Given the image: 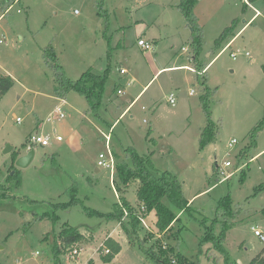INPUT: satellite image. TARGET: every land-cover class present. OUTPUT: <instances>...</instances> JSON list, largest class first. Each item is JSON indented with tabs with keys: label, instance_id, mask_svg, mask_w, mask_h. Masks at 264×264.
I'll list each match as a JSON object with an SVG mask.
<instances>
[{
	"label": "rangeland",
	"instance_id": "1",
	"mask_svg": "<svg viewBox=\"0 0 264 264\" xmlns=\"http://www.w3.org/2000/svg\"><path fill=\"white\" fill-rule=\"evenodd\" d=\"M97 1L18 0L6 13L0 3V75L15 79L0 96V183L13 193L0 203V264H159L129 241L118 219L86 211L109 213L123 199L140 207L137 182L116 187V166L133 161L129 147L150 156L151 170L175 174L190 201L179 211L165 200L179 219L164 232L155 211L142 216L141 234L154 235L146 247L159 239L186 264H250L264 248L253 230L264 232V188L258 189L264 184V121L250 144L264 120V0H198L194 13L204 32L200 66L192 59L191 28L177 7L181 0H103V13ZM235 18L236 32L244 28L224 49L230 40L220 46L216 40ZM141 35L151 49L138 45ZM47 46L71 80L88 70L107 75L98 112L76 90L56 95L44 58ZM237 49L242 52L232 57ZM176 58L188 67L155 75ZM198 70L212 92L208 106L216 125L215 139L204 147L200 136L207 115ZM171 93L175 105L167 99ZM59 104L65 116L47 120ZM37 132L62 139L33 144ZM232 139L237 142L230 146ZM8 145L12 149L5 152ZM29 147L35 148L31 164L16 166ZM227 159L232 166H224ZM99 160L113 161V168ZM73 197L72 205H62ZM68 228L86 231L83 249L70 261L66 250L54 252ZM109 231L122 249L104 262L97 248Z\"/></svg>",
	"mask_w": 264,
	"mask_h": 264
},
{
	"label": "trees",
	"instance_id": "2",
	"mask_svg": "<svg viewBox=\"0 0 264 264\" xmlns=\"http://www.w3.org/2000/svg\"><path fill=\"white\" fill-rule=\"evenodd\" d=\"M18 0H0L3 13H6L8 9ZM251 3L255 0H249ZM198 0H181L178 4V8L182 12L186 24L191 28L192 44L194 54L192 59L200 66L201 62H198V55L201 51L204 42L203 27L199 23L197 16L194 13V8ZM97 5L99 13H103V0H98ZM240 19H233L232 23L225 27L217 38V45H221L224 42H228L237 35V28ZM44 58L49 67L52 68L53 75L56 81L55 92L58 97L64 98V96L70 90H76L85 95L89 110L96 111L99 109L102 103L104 85L106 82L105 76L94 73L92 70H88L82 74L77 80H71L67 77L63 66L59 63L58 57L50 46L44 49ZM206 68V66H204ZM203 71V70H202ZM197 71L200 79V85L203 91L202 102L207 115V124L201 131L200 145L204 147L208 142L215 139L216 129L215 123L212 120L210 114V108L208 106L209 95L212 94L210 88L207 86V82L204 78V72ZM15 79L9 74L0 75V96L5 94L14 84ZM262 120L254 128L250 135V144L256 143V137L259 129L263 124ZM127 155L132 158V164L122 161L116 166V176L118 182L116 187L118 190L127 188L131 182H137V196L140 201V207L135 208L126 201L122 200V204L116 206V208L109 212L103 213L97 210H90L86 208L87 213L90 216L105 217L107 219H118L119 224L125 230L129 241L131 243H138L139 247L144 249L150 257L156 259L159 264H186L183 261V256L178 253L175 254V248L172 245L163 244L160 240H156L151 246L146 247L148 243V236L154 237L152 233L141 234L142 216H146L151 211H155L157 215L156 225L161 232L171 229L172 224L179 219V213L173 211L166 203L165 200L172 202L179 211L189 207V200L185 198L182 190V183L179 178L169 171L156 172L149 168L150 156L140 155L134 147H129ZM246 150L243 155H246ZM264 184L258 189L262 190ZM13 196L11 186L8 184L0 183V203L3 199H8ZM75 196V194H74ZM76 199L73 197L69 202L62 203V205H72ZM227 201L222 200L221 206H226ZM145 207L142 209V207ZM144 210V211H143ZM67 229V228H66ZM85 239V235L79 228H68L60 236L59 241H56L54 246V252L56 256L62 250L70 247L78 242H82ZM104 244L110 248V252L104 254L102 259L104 262H111L117 254L120 253L122 245L119 241L112 237H107ZM228 264V263H227ZM234 264V263H232ZM237 264V263H236ZM250 264H264V248L262 251L252 259Z\"/></svg>",
	"mask_w": 264,
	"mask_h": 264
},
{
	"label": "built area",
	"instance_id": "3",
	"mask_svg": "<svg viewBox=\"0 0 264 264\" xmlns=\"http://www.w3.org/2000/svg\"><path fill=\"white\" fill-rule=\"evenodd\" d=\"M138 44L144 48L145 50H149L153 47V44L149 41H147L146 39H143V38H140L138 40ZM231 43L229 42L228 44H226V46L224 47V49L226 47H230ZM242 50L240 49H237L235 51H232L231 52V56L232 57H236L238 55V53H241ZM246 54H249V52H246ZM121 72L124 73L126 72V69L123 68L121 69ZM119 93H123L122 90H118ZM191 93H194V90H191ZM168 101L172 104V105H175L176 104V96L174 95V93H171L168 97H167ZM65 116L64 112L62 111V108H61V104L57 105L56 108L54 109V111L50 114V116L48 117L47 120H52L54 118H58V119H61ZM18 120H20V118H18ZM108 139L107 141H109V136H107ZM52 139H56V140H61L62 137L60 135H56L54 136L53 134H40V133H36L35 135H33L31 137V142L33 144H40L42 146H46V145H49L52 141ZM237 140L236 139H232L231 142H230V146H232L234 143H236ZM227 156L230 157L232 156V149H229L227 152H226ZM100 157L104 158V154H101ZM99 164L101 165H107V166H110V168L112 169L113 168V161H111L110 163H107L106 160H99ZM233 165V162L230 160V159H227L225 160L224 162V166H232ZM223 173H225V170L223 169ZM145 207L143 206L142 209H144ZM253 230L255 232V235H257L261 240L264 241V232L262 231V229H260L259 227H253ZM105 241V239H104ZM104 241H102L100 243V245L98 246L97 248V251L100 250L102 253L104 254H107L110 252V248L107 247L105 244H104ZM83 249L82 245H81V242H78L70 247H67L65 250V254L68 258V260H75L78 258L81 250ZM39 252H36L35 255H38Z\"/></svg>",
	"mask_w": 264,
	"mask_h": 264
},
{
	"label": "crops",
	"instance_id": "4",
	"mask_svg": "<svg viewBox=\"0 0 264 264\" xmlns=\"http://www.w3.org/2000/svg\"><path fill=\"white\" fill-rule=\"evenodd\" d=\"M259 13V11H257L256 13H255V15L252 17V19L257 15ZM185 19V18H184ZM251 19V20H252ZM245 22H247L248 23V21H245ZM185 25L187 26V27H189L187 24H186V20H185ZM244 28V26L243 27H241V29L240 30H238L237 32V35L240 33V31L242 30ZM145 30H147V28H145ZM190 31H192V30H190ZM146 31H144V33H145ZM159 32V31H158ZM236 35V36H237ZM235 36V37H236ZM235 37H233L231 40H230V43L232 42V40L235 38ZM140 38H143V39H146V37H144L143 35H141V36H139V39ZM138 39V40H139ZM153 39V41H154V43H155V46H156V44H157V41L155 40L156 39V37H154V38H152ZM147 41H149V42H151L149 39H146ZM152 43V42H151ZM229 43V42H228ZM227 43V44H228ZM139 45V44H138ZM141 47V46H140ZM142 48V47H141ZM143 50H145L144 48H142ZM183 49H184V47H183ZM181 67H188V65L187 64H185V63H178V60H177V58L176 59H174V63H172V64H168V65H164V66H162V67H160L158 70H157V72L155 73V75H157L161 70H163V69H165V68H172V69H177V68H181ZM123 69V68H122ZM126 69V68H125ZM177 70H179V69H177ZM149 83H147L146 85H144L143 86V88L140 90V92L137 94V96L134 98V100L130 103V105L141 95V93L143 92V90L146 88V86L148 85ZM129 105V106H130ZM129 106L126 108V110L129 108ZM125 110V111H126ZM124 113V112H123ZM114 125V124H113ZM112 125V126H113ZM84 235H85V233H86V231H81ZM107 237H112V238H114V239H116L117 240V238H116V236L114 235V232L113 231H109V233H108V236ZM107 237H105V239L107 238ZM118 241V240H117ZM102 242V241H101Z\"/></svg>",
	"mask_w": 264,
	"mask_h": 264
},
{
	"label": "water",
	"instance_id": "5",
	"mask_svg": "<svg viewBox=\"0 0 264 264\" xmlns=\"http://www.w3.org/2000/svg\"><path fill=\"white\" fill-rule=\"evenodd\" d=\"M11 149H12V147L10 145H8L4 151L9 152V151H11ZM34 157H35V148L29 147L28 150L24 154H22L18 157V159L16 160V166L27 167L29 164H31ZM0 248H1V246H0Z\"/></svg>",
	"mask_w": 264,
	"mask_h": 264
}]
</instances>
